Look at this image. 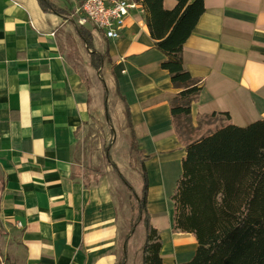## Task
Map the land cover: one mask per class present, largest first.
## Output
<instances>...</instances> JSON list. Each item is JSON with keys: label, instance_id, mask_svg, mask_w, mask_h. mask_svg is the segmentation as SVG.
<instances>
[{"label": "crops", "instance_id": "1", "mask_svg": "<svg viewBox=\"0 0 264 264\" xmlns=\"http://www.w3.org/2000/svg\"><path fill=\"white\" fill-rule=\"evenodd\" d=\"M83 1L46 0L54 10H45L41 0H0V264H118L123 254L126 264H143L137 230L124 247L131 214L121 205L128 187L119 174L131 185L123 171L133 172V154L140 169L147 157V210L161 233V257L186 263L198 243L173 230L171 200L186 155L171 116L180 89L162 69L167 57L139 4L121 37L110 40L92 24H79ZM177 3L163 0V7ZM204 6L183 49L185 71L203 84L191 118L225 112L247 127L264 119V0H204ZM112 100L130 138L127 165L122 170L115 162L116 142L109 155L119 174L106 153L100 174L87 148L84 175L83 142L102 125L115 140ZM140 169L133 173L141 176Z\"/></svg>", "mask_w": 264, "mask_h": 264}, {"label": "trees", "instance_id": "2", "mask_svg": "<svg viewBox=\"0 0 264 264\" xmlns=\"http://www.w3.org/2000/svg\"><path fill=\"white\" fill-rule=\"evenodd\" d=\"M145 11L147 25L156 48L167 60L162 69L169 72L180 89L171 102L172 124L186 146L182 174L171 200L174 204L173 230L192 234L198 243L195 255L182 264H264V119L247 127L232 123L229 113L198 116L206 132L196 140L184 141L180 123L191 119L192 105L198 101L203 84L185 71L184 45L205 12L204 0H177L173 10H165L163 0H135ZM45 10L46 0H41ZM91 48L89 36L83 34ZM93 63L98 66L99 60ZM130 124V113L127 110ZM211 119L205 125L202 120ZM132 151L137 144L132 138ZM109 148L106 160L112 163ZM141 157L143 190L139 197L120 174L136 199L139 220L144 218L146 239L142 247L143 264H165L161 257V233L151 224L147 210L148 178ZM1 213V211H0ZM1 225V220H0ZM125 236L124 247L136 230ZM2 235L0 234V239ZM123 254L118 264H126Z\"/></svg>", "mask_w": 264, "mask_h": 264}, {"label": "rangeland", "instance_id": "3", "mask_svg": "<svg viewBox=\"0 0 264 264\" xmlns=\"http://www.w3.org/2000/svg\"><path fill=\"white\" fill-rule=\"evenodd\" d=\"M112 108H113V118H114V124H115V140L113 139V133L112 131L109 130V128L105 125H102L100 127L99 130H96L95 132H97V136L95 138H93L90 142L89 140H85L83 142V148L85 149V154H86V158L84 161V175H87L88 173V167L87 165V155L88 153L87 148L90 151V154L92 153V157H94V159L98 158L99 163H96L93 168H98L97 170H100V174H102L101 169H104L105 167V159L104 157L102 158V155L104 156V154L106 153L107 149H112V147L115 145L116 142H118V148L113 149L112 151V155L115 158V162L117 163V165L122 168V170H124L123 168H125V165H127V158L129 155V144H130V138L128 136V134H126L124 132L123 129V123H122V117L119 114V111L117 109V105L114 102V100H112ZM202 122L205 125H208L210 123H213L214 120L211 119H203ZM128 128V126H127ZM126 128V129H127ZM207 126H205L204 129H200L198 120L193 121V119L191 118L190 121L187 122V124L185 123H180V133L183 136L184 141L188 142V141H192V140H196L197 138H199L200 136H203L206 132ZM104 144V150L101 153V150H99V147L101 145ZM99 150L98 153H96V151ZM132 157L130 158V163L133 167V172H136V167L140 169V165H139V160L138 157L136 155H131ZM94 162H97L94 160ZM134 162V163H133ZM131 167V168H132ZM124 175L128 178L129 182L131 183V185L133 186V188L135 189V191L138 193L137 195L140 197L142 194V190H143V182L141 179V176L139 173H133L131 171H123ZM123 196L120 197V201H121V205L122 206H128V210L130 211L131 214V228H130V232L132 231V229H134V225H136V238L134 240V242L136 243H140V244H144L145 239H146V235H145V227H144V218H142L141 220H139V216L138 213L135 209L137 203H136V199L135 197H133L132 193L129 191L128 188L125 187V189L123 190ZM135 230V231H136Z\"/></svg>", "mask_w": 264, "mask_h": 264}, {"label": "built area", "instance_id": "4", "mask_svg": "<svg viewBox=\"0 0 264 264\" xmlns=\"http://www.w3.org/2000/svg\"><path fill=\"white\" fill-rule=\"evenodd\" d=\"M139 5L128 0H84L76 13L80 16L79 24H92L110 40L121 37V31L132 9Z\"/></svg>", "mask_w": 264, "mask_h": 264}]
</instances>
